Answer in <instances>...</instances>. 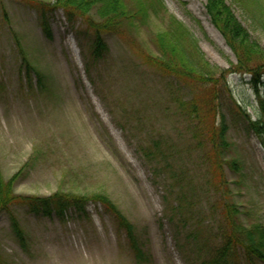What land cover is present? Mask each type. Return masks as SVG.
<instances>
[{"label":"rangeland","instance_id":"1","mask_svg":"<svg viewBox=\"0 0 264 264\" xmlns=\"http://www.w3.org/2000/svg\"><path fill=\"white\" fill-rule=\"evenodd\" d=\"M205 2L163 0L167 12L197 39L205 59L230 70L236 56L210 21ZM224 2L264 50V30L230 0ZM22 4L0 0V175L7 180L16 174V195L104 194L134 226L143 257L131 252L110 212L88 202L84 213L71 209L63 219L36 216L19 206L12 213L21 238L10 217L0 214V264H198L207 259L213 245L209 234L221 217L219 192L198 188L186 212L187 225L177 215L170 221L174 201L165 188L168 182L151 172L139 150L149 129L173 140L182 129L175 97L145 58L157 53L152 40L164 26L149 18L140 28L105 35L109 51L92 64L85 60L86 41L76 34L84 29L81 21L67 24L57 9L49 18V37L34 11ZM23 55L43 76L45 89L38 91L34 73L26 77ZM227 75L234 99L253 115L248 76ZM242 130L232 127L226 136L227 157L242 169L236 174L225 165V188L241 224L264 225V151L253 134ZM195 170L203 176V170Z\"/></svg>","mask_w":264,"mask_h":264},{"label":"trees","instance_id":"2","mask_svg":"<svg viewBox=\"0 0 264 264\" xmlns=\"http://www.w3.org/2000/svg\"><path fill=\"white\" fill-rule=\"evenodd\" d=\"M230 1L250 19L252 25L264 30V0ZM21 2L34 11L38 25L49 37V18L57 9L62 10L67 24L81 21L84 29H79L76 34L81 41H86L89 54L85 60L92 64L104 60L109 51L105 35L123 34L127 26L138 28L149 18L159 20L164 28L152 40L157 53L151 57L147 54L145 58L161 72L166 90L175 97L172 103H175L178 117L176 123L182 129H177L178 138L174 140L163 135L161 130L154 133V129H149L147 140L139 150L148 160L151 172L162 175L163 181L168 182L165 188L174 201L169 207L168 219L171 221L177 215L178 221L186 226V212L189 213L194 205L197 189L204 188L207 194L212 190L219 192L216 206H220L221 217L216 221L215 231L209 234L213 245L208 248L207 259L200 260L198 264H264V225L260 222L240 223V211L232 205L222 174L225 165L236 174L242 169L236 159L227 157L230 143L226 136L230 128H240L247 134H253L264 151V50L250 39L224 0H206L205 10L236 56V63L230 70L221 69L205 59L197 39L167 12L163 0ZM20 58L21 64L26 66L23 70L26 77L34 73L38 91L45 89L41 73L31 67L24 55ZM229 72L248 76L246 83L255 100L253 115L246 111L245 104L241 105L234 99L227 79ZM141 130L145 134L146 129ZM181 159L186 161L182 163ZM198 167L204 172L202 177L195 173ZM16 178V174L7 180L0 175V214L10 217V226L18 238H21V232L12 212L19 206L36 216L63 219L69 210L84 213L88 202H96L110 212L134 256L137 259L143 257L134 226L104 194L86 197L55 191L46 196L16 195L12 189ZM210 207L213 208L212 205Z\"/></svg>","mask_w":264,"mask_h":264}]
</instances>
